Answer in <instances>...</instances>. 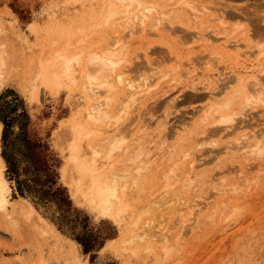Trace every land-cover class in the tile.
Returning a JSON list of instances; mask_svg holds the SVG:
<instances>
[{
	"label": "rangeland",
	"instance_id": "1",
	"mask_svg": "<svg viewBox=\"0 0 264 264\" xmlns=\"http://www.w3.org/2000/svg\"><path fill=\"white\" fill-rule=\"evenodd\" d=\"M179 1L155 0L181 35L213 28L224 34L214 32L219 39L205 44L196 35L189 41L175 34L130 39L133 57L120 65L124 77L150 75L156 61L169 74L156 94L136 100L125 117L90 124L98 145L106 136L125 138L122 152L99 158V165L128 172L119 180L122 211L111 218L74 195L76 173L67 157L70 122L87 107L86 57L121 28L103 22L108 1L0 0V154L10 186V203L0 211V264H264V150L251 152L255 143L264 145V92L257 102H246L237 83L230 84L243 62L223 45L234 42L248 51L261 44L264 50V33L255 34L264 26V0H191L213 8L200 20L173 9ZM217 8L234 15L225 14L221 23ZM55 39L82 50L74 80L54 91L41 86L31 98L37 60L56 47ZM78 39L84 40L73 47ZM187 67L189 75L170 80ZM256 68L244 72L246 81H264V64ZM114 78L108 76L115 91L106 93L112 113L129 95ZM220 114H231L232 123H218ZM139 145L146 153L137 173L138 162L129 165L125 158ZM83 149L89 153L85 142ZM189 160L198 175L186 182ZM160 233L165 242L156 237Z\"/></svg>",
	"mask_w": 264,
	"mask_h": 264
},
{
	"label": "bare ground",
	"instance_id": "2",
	"mask_svg": "<svg viewBox=\"0 0 264 264\" xmlns=\"http://www.w3.org/2000/svg\"><path fill=\"white\" fill-rule=\"evenodd\" d=\"M107 1V13L103 22H107L106 27H110L109 24L115 26V23L117 22L116 25L121 28L117 27L120 31L116 34L114 32L115 35H112V38L108 40V43L102 49L100 47V50L96 49L90 52L86 57L88 63L83 70L82 76L84 79L82 86L84 92L88 94V100L86 99L87 107L86 111L82 114V118H76L77 120L70 122V138L67 157L72 162V169H74L76 173V176L73 178L74 195H79L82 200L97 212V214L114 218L122 211L123 200L120 191L124 186L122 187L119 185V180L127 176L128 172L124 170V167L116 168L107 167V165L106 167L104 165H99V163H101L99 158H110L114 153L119 151L122 152L125 138L121 135H114L111 137L106 136L102 138L101 144L98 145L94 141L93 136L95 132L90 124L104 120H108L107 123L116 122L125 117L136 100L145 98L147 100L152 95L156 94L157 86L163 82L162 77L169 74V70H161L159 67L160 63L156 61L153 65H149L150 70L153 71L152 74L147 75L144 71L138 75L137 79H128L124 77V70L120 69V65L131 62L133 57L128 54V47L132 45V40L130 39H133L134 35L149 38L152 34H167V36L175 34L177 35L178 40L189 41L196 35L201 37L200 43L205 44L206 41L211 43L219 39L220 36L214 34V32L220 34L224 33L223 31H218L217 28H213V32L202 33L200 31H194L185 36L181 35L176 27L166 23V19L169 16L168 11L159 9L158 6L160 3L155 2V0ZM172 8L188 10L189 15L191 14L195 20H200L203 16L211 15L210 11L213 9L206 3L196 5L191 0H180L177 3H174ZM214 12H217L215 18L220 21H223V18H226L225 14L230 16L234 15V13H229L230 11H224L219 8ZM262 33H264V26L255 28V34L263 35ZM262 37H264V35ZM82 40L84 39L76 40L73 47H75V45L79 46V43ZM57 42L58 44H56V47L52 48L47 54L40 56L37 60L36 69L33 72V81L31 83V88H29L31 98L38 97L39 88L41 86L54 91L60 86L64 84L66 85L68 81L74 80V65L80 60L82 50L78 49L79 47L72 49L73 42L70 40H65L63 43H59V41L55 39L54 43ZM223 45L230 47L236 56H241L242 59H239L243 62V71L239 74L236 73L228 81H230V84L233 81L237 83L236 89L243 94L246 102H257L261 99L260 96L264 92V81L261 77L256 76H252L249 81H246L244 72H247V70L254 72L257 70L256 67L264 64V50H260L261 44H256L257 46L251 45V48L248 51H241L235 48L236 45L234 42L231 43V46H228L227 43H224ZM256 53H258V55H256ZM177 74L178 75L172 74L170 80L180 79L183 76L189 75L190 67H187L184 71ZM111 75L115 76L114 82L118 85L125 86L129 92V95L125 96L124 101L121 103V106L118 107L117 111L114 109V113L111 112L112 110H108L110 107L108 100L110 98L106 94L113 90L115 91L116 88V86L108 80V76ZM205 118L206 115L203 119ZM217 120L218 123L227 126L229 123H232L233 116H231V114H220L219 119ZM1 130L2 123L0 122V136ZM217 131H219V127L212 129V133H210L208 137L216 135ZM246 136L247 134L243 133L240 137L243 138ZM83 142H85L86 148L89 150L88 154H83L82 152ZM201 142L202 141H200V144ZM195 145H199V142ZM252 146L251 152L261 153L264 150V145H262L261 142H257ZM135 147H133L132 151L125 159L126 164L129 165H132L137 161L138 163L135 166V169L137 170V173H139L144 167L142 164L145 160L142 157L146 153V149L140 145L136 148ZM241 148H246V144L241 145L240 149ZM127 149L128 147L125 148V150ZM188 155L189 151L184 152L183 154L185 158H187ZM127 161H129V163H127ZM188 163L189 166L183 174V181L186 182L189 180H196L198 175L196 167H194L196 164L194 165L193 160H189ZM176 164L174 162L169 170L175 172L177 169V166H175ZM4 168L5 161L0 154V211L2 210L6 212L10 203V186L4 174ZM179 176H181V173ZM175 177H177V175ZM190 204L191 206L192 204L194 205L192 202ZM29 209L30 212L33 211L32 206H30ZM131 223L135 225L136 221H132ZM156 237L163 242L167 239V236L164 233H160L156 235ZM76 264H78V262Z\"/></svg>",
	"mask_w": 264,
	"mask_h": 264
},
{
	"label": "trees",
	"instance_id": "3",
	"mask_svg": "<svg viewBox=\"0 0 264 264\" xmlns=\"http://www.w3.org/2000/svg\"><path fill=\"white\" fill-rule=\"evenodd\" d=\"M81 243L84 245L85 249H87V248H86V247H87L86 243L83 242V241H81Z\"/></svg>",
	"mask_w": 264,
	"mask_h": 264
}]
</instances>
